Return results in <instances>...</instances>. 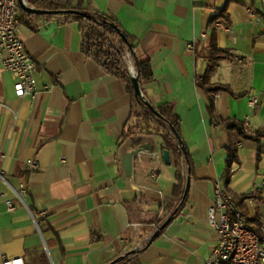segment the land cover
<instances>
[{
	"label": "crops",
	"instance_id": "obj_1",
	"mask_svg": "<svg viewBox=\"0 0 264 264\" xmlns=\"http://www.w3.org/2000/svg\"><path fill=\"white\" fill-rule=\"evenodd\" d=\"M50 1L89 2L135 38L137 55L149 59L153 73L143 85L145 97L154 107L172 105L191 161L183 209L123 264H204L217 241L207 223L216 181L232 194H251L243 201L246 213L264 217V137L257 159L254 141L210 122L206 94L195 81L207 66L215 27L217 47L231 58L219 61L210 82L242 95L214 92V111L264 132V22L256 15L264 0ZM222 10L228 24H211ZM23 18L18 35L36 65L37 84L48 87L33 102L16 97L0 59V264L4 257H21L23 264H106L140 245L147 227L166 215L174 167L162 161L154 132L137 136L152 153L133 156L136 138L120 140L130 94L81 51L75 22H60L61 15ZM231 143L239 162L226 183ZM38 209L46 214L35 223L30 212Z\"/></svg>",
	"mask_w": 264,
	"mask_h": 264
},
{
	"label": "trees",
	"instance_id": "obj_2",
	"mask_svg": "<svg viewBox=\"0 0 264 264\" xmlns=\"http://www.w3.org/2000/svg\"><path fill=\"white\" fill-rule=\"evenodd\" d=\"M230 1V0H227ZM240 2L239 0H231ZM27 6L41 9V10H61L73 9L78 10L82 14H63L60 22H75L78 25L80 32V49L86 55L91 57L106 73L115 76L122 80L131 97V107L128 117V123L121 132L120 140L128 137H133V144L137 147L141 144V138L137 137L142 134H147L150 131L154 132L161 141L162 149H166L170 155V163L174 167L175 182L171 186V203L166 207V215L163 218H156L153 225L147 227V235L143 238L140 245L136 247L133 254L124 256V258L114 264H123L130 262L132 257L146 248V243L155 229L168 217L172 216L173 220L179 215L183 209L186 197L182 199V194L185 186L186 168L190 167L191 161L186 148L184 151L179 147L175 135L172 133L170 127L180 135L179 118L173 113L172 105L170 103H163L154 108L157 115L152 113L148 107L143 103L146 99L143 92V85L153 79V73L148 58H141L136 53L135 38L125 32L120 25L111 17L93 9L88 2L83 4L80 1L75 7L70 6L69 3H59L50 0H25ZM19 6V5H18ZM21 17L19 23H24L23 15L27 16H44L50 17L52 15H37L22 10L19 7ZM23 14V15H22ZM256 15L264 22V6L261 11H256ZM221 20L224 24H228L227 15L222 10L218 15L212 17L211 24ZM26 22V21H25ZM27 23V22H26ZM30 23L28 22L27 25ZM115 25L124 35L122 38L113 28ZM214 26V25H213ZM264 33V29L263 32ZM215 27L212 28L211 39L208 45V62L207 66L200 77L196 78L195 85L198 89L206 94L207 105L206 111L210 122L222 124L226 130L234 131L238 137L254 141L256 143V157L263 151L261 140L264 137L263 131L250 132L245 121L236 120L234 118H222L214 111V101L212 93L217 91H224L230 93L233 97L241 96L242 94H234L227 85L213 84L210 82L212 74L216 71L218 63L221 60L230 59L227 50L219 49L216 45L214 35ZM136 75L138 86L141 92V97H137L133 93L131 85L132 73ZM130 120V122H129ZM150 132V133H151ZM226 158L223 167V179L226 183L230 180L231 168L238 164L236 154V146L234 143L225 147ZM251 194H232L233 203L238 211L245 217L246 224L252 229L259 228V214L255 212L253 215L246 213L243 201L249 198ZM162 207V206H161ZM164 208V207H163ZM160 234V233H159ZM157 238L154 237V239ZM153 239V240H154ZM127 250V251H128ZM124 254V253H123Z\"/></svg>",
	"mask_w": 264,
	"mask_h": 264
},
{
	"label": "built area",
	"instance_id": "obj_3",
	"mask_svg": "<svg viewBox=\"0 0 264 264\" xmlns=\"http://www.w3.org/2000/svg\"><path fill=\"white\" fill-rule=\"evenodd\" d=\"M251 14V13H250ZM19 6L17 0H0V59L3 68L13 80L14 95L33 102L47 85L40 87L36 81V65L25 51L18 35ZM215 26H222L220 21ZM204 37V34L201 35ZM188 49L192 48L187 44ZM217 96V93H212ZM252 99L250 104L253 105ZM13 115L16 112L12 111ZM27 166L34 170L38 164L26 159ZM23 192V187H20ZM20 197V196H19ZM8 210L13 207L7 203ZM45 209L30 212L33 221L45 216ZM207 223L216 232L217 241L204 264H264V217L259 218V228L252 229L245 217L233 203L232 193L216 181L213 187L212 205L207 210ZM1 264H23L21 257H4Z\"/></svg>",
	"mask_w": 264,
	"mask_h": 264
},
{
	"label": "water",
	"instance_id": "obj_4",
	"mask_svg": "<svg viewBox=\"0 0 264 264\" xmlns=\"http://www.w3.org/2000/svg\"><path fill=\"white\" fill-rule=\"evenodd\" d=\"M19 7L29 13H34L37 15H63V14H82L80 11L78 10H73V9H61V10H41V9H35L32 7H29L26 5V3L24 2V0H17ZM114 30L122 37L124 38V35L120 32L119 28H117L115 25H113ZM131 85L133 88V93L135 96L137 97H141V92L138 86V82L136 79V75L134 74V72L132 73L131 76ZM143 103L148 107V109L154 113V114H158L156 109L154 108V106L152 104H150L147 99L143 100ZM172 133L175 135L177 143L179 145V147L181 148V150L184 151V145L183 142L181 140L180 135L175 131V129L171 126L170 127ZM144 150L148 153H152L151 148L149 145L146 144H140L139 146H137L136 149H133L131 151V155H136L139 151ZM161 155V159L165 164L170 163V155L169 152L166 149H161L160 152ZM130 157V156H129ZM189 181H190V167L187 165L186 168V179H185V186H184V190H183V194H182V199H184L187 195L188 192V188H189ZM173 220L172 216H168L156 229L155 231L152 233V235L149 237L146 246H148L154 239V237L158 236L159 233H161L163 231V229L166 227V225ZM136 248H132L128 251H126L124 254L119 255L117 257H115L114 259H112L111 261H109L106 264H114L120 260H122L124 258V256L129 255V254H133L135 252Z\"/></svg>",
	"mask_w": 264,
	"mask_h": 264
}]
</instances>
